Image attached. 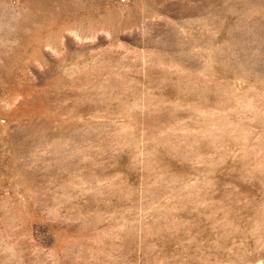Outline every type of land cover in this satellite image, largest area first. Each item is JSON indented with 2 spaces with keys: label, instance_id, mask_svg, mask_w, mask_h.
Returning a JSON list of instances; mask_svg holds the SVG:
<instances>
[{
  "label": "rangeland",
  "instance_id": "rangeland-1",
  "mask_svg": "<svg viewBox=\"0 0 264 264\" xmlns=\"http://www.w3.org/2000/svg\"><path fill=\"white\" fill-rule=\"evenodd\" d=\"M0 264H264V0H0Z\"/></svg>",
  "mask_w": 264,
  "mask_h": 264
}]
</instances>
